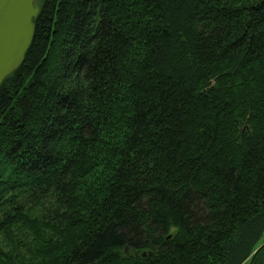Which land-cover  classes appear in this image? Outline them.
<instances>
[{
	"label": "trees",
	"instance_id": "trees-1",
	"mask_svg": "<svg viewBox=\"0 0 264 264\" xmlns=\"http://www.w3.org/2000/svg\"><path fill=\"white\" fill-rule=\"evenodd\" d=\"M39 7L0 84V264H264V0Z\"/></svg>",
	"mask_w": 264,
	"mask_h": 264
},
{
	"label": "water",
	"instance_id": "water-1",
	"mask_svg": "<svg viewBox=\"0 0 264 264\" xmlns=\"http://www.w3.org/2000/svg\"><path fill=\"white\" fill-rule=\"evenodd\" d=\"M39 11L35 0H0V84L25 60Z\"/></svg>",
	"mask_w": 264,
	"mask_h": 264
},
{
	"label": "rangeland",
	"instance_id": "rangeland-1",
	"mask_svg": "<svg viewBox=\"0 0 264 264\" xmlns=\"http://www.w3.org/2000/svg\"><path fill=\"white\" fill-rule=\"evenodd\" d=\"M40 2H41V0H35V3H36V5H40ZM17 232H19L18 234H17V236H22L23 234V232H25V230H23L22 232L21 231H17ZM3 235V234H2ZM16 236H14V233L13 232H10V233H8L7 235H4V236H2L1 237V239H2V244L6 247V248H9V247H11V249L13 248V246H17V240H16Z\"/></svg>",
	"mask_w": 264,
	"mask_h": 264
}]
</instances>
